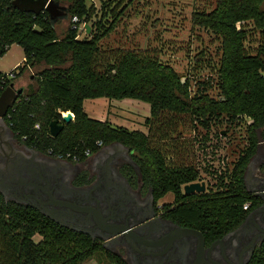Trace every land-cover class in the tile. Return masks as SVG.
Masks as SVG:
<instances>
[{"label": "trees", "instance_id": "obj_1", "mask_svg": "<svg viewBox=\"0 0 264 264\" xmlns=\"http://www.w3.org/2000/svg\"><path fill=\"white\" fill-rule=\"evenodd\" d=\"M57 1L66 6L67 18L78 17L76 26L69 22L61 35L46 10L24 12L12 6V0H0V56L16 43L24 54L22 65L16 66L17 75L35 69L5 118L18 142L44 153L51 149L54 156L75 153L77 161L87 157L85 148L91 147L93 152L100 149L95 140L104 145L121 142L135 152L156 199L168 192L174 194V202L167 205L173 220L202 230L209 239L239 226L261 202L248 190L244 177L250 160L261 148L264 151V41L254 50H248L245 42L253 31H264V0H217L213 10L199 17L221 39L216 97L205 90L193 94L188 77L183 78L173 66L153 55L122 48L108 55L102 51L101 41L114 29L123 11L118 7L125 0L114 8L109 0L103 2L102 15L92 22L95 7L88 6V0ZM245 20L254 22L251 33L237 25ZM81 24H85V31L86 25L89 27L83 37H79ZM13 81L7 80L0 93ZM101 97L148 102L151 114L145 122L149 132L90 117L84 100ZM66 111L73 113L69 122L61 115ZM168 114V119H162ZM177 114H189L206 128L221 118L252 120L247 125L244 154L227 178L219 177L217 189L186 194L183 186L199 180V171L193 165L167 161L163 149L153 143L155 125H172ZM52 120L63 124L55 137L49 135ZM24 135L27 139L22 140ZM247 202L250 205L245 209ZM102 251L99 239L61 226L34 207L5 201L0 192V264H85L89 256ZM106 253L110 264H126L120 256ZM250 264H264V244L257 248Z\"/></svg>", "mask_w": 264, "mask_h": 264}, {"label": "rangeland", "instance_id": "obj_2", "mask_svg": "<svg viewBox=\"0 0 264 264\" xmlns=\"http://www.w3.org/2000/svg\"><path fill=\"white\" fill-rule=\"evenodd\" d=\"M105 1H87L88 6L93 4L95 7L90 22L100 18ZM109 1L111 8L120 4V0ZM216 6L217 0H125L118 7V11H123L118 14L114 29L101 41L102 51L108 55L122 48L153 55L173 66L183 78L188 77L193 94L205 90L216 97L220 90L216 65L222 53L221 39L199 21L201 15L204 16ZM69 22V18L56 21L60 35ZM237 25L244 26L251 33L254 22L245 20ZM85 33L84 29L80 30L79 37ZM261 41H264V31H253L245 42L246 48L254 50ZM23 56L21 46L13 43L0 56V72H8L22 65ZM34 72L35 69H29L25 76L17 75L14 79L23 80L26 77V82L21 84L26 88ZM14 85L21 87L20 84ZM84 109L90 117L100 119L104 116L103 119L110 120L114 126L149 132L145 122L151 114L148 102L133 98L101 97L84 100ZM170 115L162 119H168ZM239 119L232 122L221 118L212 121L210 127L206 128L189 114H177L172 125L161 123L160 128L155 125L154 131L157 132L152 135V141L163 149L167 161L193 165L203 178L201 180L206 182V188L217 189L219 177L226 175L227 178L247 146V125L252 120L249 117ZM261 152H264L262 148ZM173 199L174 194L168 192L159 203L172 202ZM34 238L38 239L39 236L35 235ZM104 256V253L95 252L86 259L85 264H108Z\"/></svg>", "mask_w": 264, "mask_h": 264}, {"label": "flooded vegetation", "instance_id": "obj_3", "mask_svg": "<svg viewBox=\"0 0 264 264\" xmlns=\"http://www.w3.org/2000/svg\"><path fill=\"white\" fill-rule=\"evenodd\" d=\"M15 140L17 145L25 146ZM106 147L82 161L37 151L41 159L52 162L50 167L53 166L54 171L46 176L50 188H55L52 189L56 193H53L54 198L65 195L82 207L59 205L55 206L59 212L53 214L88 230L86 234L92 239H99L108 264L111 261L107 251L120 256L126 264H250L257 248L264 244V152L256 154L249 185L259 190L254 194L261 202L250 212L249 220L246 217L235 229L209 239L202 230L181 225L169 217L167 205L174 199L159 203L162 197L156 199L133 150L126 152L114 147L107 152ZM68 185L82 190H69ZM31 193L37 197L24 202L36 207L40 206L37 198L50 202L47 190ZM122 227H129L126 234L116 233ZM185 228L195 231L188 232Z\"/></svg>", "mask_w": 264, "mask_h": 264}, {"label": "water", "instance_id": "obj_4", "mask_svg": "<svg viewBox=\"0 0 264 264\" xmlns=\"http://www.w3.org/2000/svg\"><path fill=\"white\" fill-rule=\"evenodd\" d=\"M11 5L24 12H32L38 14L39 12L46 10L49 15L50 22L54 25L60 18H67L66 6L59 3L57 0H12ZM86 32H89V27L86 25ZM23 92V87H15L14 83L8 84L0 93V192L2 193L5 201H15L17 203L32 206L31 203L24 202L31 197H37L31 192L39 194L41 191H48L50 202L44 201L41 198H37L40 206L36 207L38 210L54 222L61 226H66L70 229L88 233V230L78 228L66 221L60 220L53 213L59 212L55 206L67 205L75 209H81L79 204L71 202L65 195L60 198H54L52 189L47 181V176L52 175L54 171L52 162L49 160H43L38 156V151L28 146H19L16 144L14 135L10 127L5 122L4 116L9 108H11L18 96ZM65 122H69L73 118V113L68 111L62 116ZM63 128V124L58 120H52L49 123V133L55 137ZM114 147L125 150L126 152H132V149L121 142H113L107 145V152L112 151ZM260 152V151H259ZM257 152V154L259 153ZM256 156H254L248 163L245 172V183L249 191L253 193L259 192L258 189L251 188L250 179L252 178L255 170ZM69 186V185H68ZM70 187V186H69ZM69 190L81 191L80 187L71 186ZM183 190L186 194L195 192L206 191L205 182L193 181L186 183L183 186ZM30 192V194L21 192ZM56 191V190H54ZM56 194V193H54ZM16 195V197H14ZM24 197V199L22 198ZM21 199V200H19ZM96 213L98 209H93L91 206H86ZM100 213V212H99ZM252 213H249L246 220L250 219ZM129 227H122L118 229L116 233L126 234ZM188 232H194L195 230L185 228ZM110 236V235H109ZM106 236L105 238H108Z\"/></svg>", "mask_w": 264, "mask_h": 264}, {"label": "built area", "instance_id": "obj_5", "mask_svg": "<svg viewBox=\"0 0 264 264\" xmlns=\"http://www.w3.org/2000/svg\"><path fill=\"white\" fill-rule=\"evenodd\" d=\"M69 19H70V22L72 23V27H75V26H76V22L78 21V17H77L76 15H73V16H71ZM79 28H80L81 30L84 29V28H85V24H81V26H80ZM28 70H29V69H28ZM18 71H19V70L16 69V67H15V68L11 69V70L8 71V72H0V90L3 88L2 86H3L4 84H6L7 80H9V79H14V78L16 77ZM6 86H7V85H6ZM12 107H13V106H12ZM12 107H11V108H12ZM9 109H10V108H9ZM9 109H8V110H9ZM67 112H68V111H66V112H61V115L63 116V115H65ZM8 116H9V113H8V111H7V113H6V115L4 116V118H6V117H8ZM34 127H35V128H39V124H35ZM49 135H50V133H49ZM25 139H27V136H26V135L22 136V140H25ZM94 145H95L96 147L101 148V147L104 146V143H103L102 140L98 139V140H95ZM48 153H52V150L49 149V150H48ZM83 153H84L85 156H89L90 154L93 153V151H92L91 147H87V148H85V149L83 150ZM56 157H58V158H59V157H69V158H71L72 160H75V161H77L78 158H79L77 154H75V153L72 154V153H69V152H67V153H65V154H64V153H58V154L56 155ZM201 179H203V178H201V176H200V179L197 180V181H199V182H205L204 180H201ZM205 184H206V182H205ZM249 205H250L249 202L245 203L244 208H245V209L248 208Z\"/></svg>", "mask_w": 264, "mask_h": 264}, {"label": "crops", "instance_id": "obj_6", "mask_svg": "<svg viewBox=\"0 0 264 264\" xmlns=\"http://www.w3.org/2000/svg\"><path fill=\"white\" fill-rule=\"evenodd\" d=\"M11 45H12V44H11ZM11 45H10V46H11ZM7 51H8V50H7ZM7 51H6V52H7ZM23 59H24V57H23ZM26 72H27V70H25L22 74H24V76H25ZM20 75H21V74H20ZM18 76H19V75H18ZM18 76H17V77H18ZM17 77H16V78H17ZM25 82H26V77H25L23 80H17V79H14V81H13L14 84H20V85L23 84V83H25ZM17 86H18V85H17ZM21 87H22V85H21ZM85 100H86V99H85ZM103 117H104V116H102V117L100 118V120H104Z\"/></svg>", "mask_w": 264, "mask_h": 264}]
</instances>
